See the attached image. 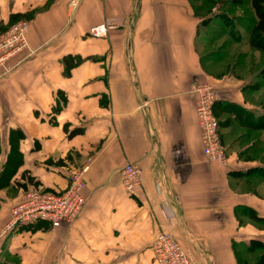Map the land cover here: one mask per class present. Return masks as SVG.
Returning a JSON list of instances; mask_svg holds the SVG:
<instances>
[{"label": "crops", "instance_id": "0c3cea01", "mask_svg": "<svg viewBox=\"0 0 264 264\" xmlns=\"http://www.w3.org/2000/svg\"><path fill=\"white\" fill-rule=\"evenodd\" d=\"M22 18L34 52L0 71V264H160L159 229L194 264H264V225L249 214L264 217V129L251 127L264 116V49L245 35L233 62L209 58L192 0H0V34ZM103 21L107 36H90ZM202 79L217 88L224 163L202 151L192 91ZM127 162L141 169L134 193L119 174ZM84 165L72 222L3 230L19 182L60 191Z\"/></svg>", "mask_w": 264, "mask_h": 264}, {"label": "built area", "instance_id": "2783aa9c", "mask_svg": "<svg viewBox=\"0 0 264 264\" xmlns=\"http://www.w3.org/2000/svg\"><path fill=\"white\" fill-rule=\"evenodd\" d=\"M79 0H69L75 6ZM113 24L103 21L89 27L92 37H106ZM28 20L13 22L0 34V71L5 74L9 63L17 56H30L34 49L27 38ZM196 122L200 131L202 151L205 158L212 162L224 163L227 159L221 142L219 121L214 113L218 100L216 85L209 79L195 81L193 86ZM88 165L68 171V184L60 191H48L40 185L27 184L22 200L9 209V217L3 230H12L20 225L44 220L57 227L72 222L82 210L86 196L84 174ZM124 189L134 193L142 186L141 169L137 163L127 162L119 169ZM153 258L160 264H194L187 250L165 229L155 232L151 245Z\"/></svg>", "mask_w": 264, "mask_h": 264}, {"label": "rangeland", "instance_id": "374dc122", "mask_svg": "<svg viewBox=\"0 0 264 264\" xmlns=\"http://www.w3.org/2000/svg\"><path fill=\"white\" fill-rule=\"evenodd\" d=\"M192 1L200 19L199 32L204 39L202 52H207L209 58L225 57L224 61L233 62L240 51L241 39L245 35L249 37L253 20L249 16L250 0ZM262 84L264 86V80Z\"/></svg>", "mask_w": 264, "mask_h": 264}, {"label": "trees", "instance_id": "16d2710c", "mask_svg": "<svg viewBox=\"0 0 264 264\" xmlns=\"http://www.w3.org/2000/svg\"><path fill=\"white\" fill-rule=\"evenodd\" d=\"M250 2L253 8V11L255 13L256 20L252 23L250 27L248 41L251 47L256 48V49H264V0H250ZM73 58L74 57L72 56H65L64 61H65L67 70H68V67L74 64ZM230 106L233 108L236 107L235 105L234 106L230 105ZM251 127L256 128V129H264V116H261L256 122L252 123ZM63 128L67 132L68 136H73L82 131V129L78 127L69 130L67 124H64ZM20 136H22V134L19 133V137ZM12 150H14V147L12 148ZM57 163L62 164V160H58ZM258 171L264 173V169H259ZM10 174L11 172L9 173L8 176H10ZM22 176L24 177L25 173H22ZM26 178H27V181L19 182L22 188L25 189L27 184L39 185L38 180H34L30 176H27ZM249 214H250V218H252L254 221L260 222L261 224L264 225L263 216H259L253 211H251ZM263 252H264V249H263Z\"/></svg>", "mask_w": 264, "mask_h": 264}]
</instances>
